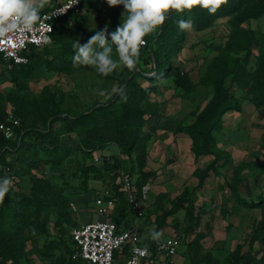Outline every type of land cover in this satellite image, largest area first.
<instances>
[{
	"label": "rangeland",
	"instance_id": "obj_1",
	"mask_svg": "<svg viewBox=\"0 0 264 264\" xmlns=\"http://www.w3.org/2000/svg\"><path fill=\"white\" fill-rule=\"evenodd\" d=\"M245 4L248 8L246 14L242 16L244 19L241 28L238 29L240 35L236 38L235 48L228 49L227 43L234 32L233 20L238 16L236 10L225 16L216 17L212 24L203 30L191 32L181 30L183 37L174 44L164 43L163 49L168 61L178 68L179 74H174V71L166 78L156 79L158 88L150 91L144 98L143 102L146 105H156H154L155 113L144 115L146 120L138 133L137 145L131 155L120 150L114 143L106 144L93 152L95 161L98 162L105 154L120 158L123 164L121 176L125 175L133 179L138 176V173L132 174L130 168L136 165V156L141 151L145 152L146 169L153 171L155 175L149 177L146 182L150 184L151 191L139 215L143 222L142 229L148 237L150 230L155 227L156 230L163 232V237L177 235L181 238L178 253L167 264H205L201 257L212 248L213 235L220 234L218 231L220 229L216 228H224L226 222L231 221V218L225 221L221 219L222 206H226L225 210H227L228 205L232 208V214L238 213L242 218L241 224L243 220L246 221L244 224L246 227L249 226L246 225L247 222H251L256 215L253 210L245 213L235 205L232 198H229L228 186L233 180L232 173L236 164L242 162L244 158V143L245 141L252 145L259 143L258 133H256L259 131L257 117L264 113V107L255 108L250 100V93L234 81L238 73L233 71V74L228 75L225 85L229 92L238 98L241 110L231 109L226 112L223 115L221 126L213 130L212 147L220 155V161L217 163L218 171L212 172L204 180L195 177L193 171L196 168H205L213 156L196 157L191 150V136L183 129L184 126L193 123L212 97L213 88L207 85L206 80L209 67L214 61L219 58L225 60L229 70L235 68L234 60L240 63L242 69L253 70L255 67L256 56L259 54L257 41L261 37L260 34L264 33V13L254 15L259 8V0H246ZM123 12V6L109 7L106 0H91L81 15L64 22L69 30L65 43H51L48 48L39 53L38 58L32 64L25 67L5 68L0 63L1 111L5 114H14L15 104H20L23 124L28 129H34L35 132H42L47 129L56 112L73 116L87 111L94 103L102 102L103 98L98 96V90L110 91L112 86L120 84L123 75L128 70L118 68L105 77L99 75L93 68L73 66L72 45L77 40L81 44L87 42L89 37L96 31L104 29L105 25L111 33L122 23ZM189 17L190 15L186 14L183 20H190ZM157 33L158 30L146 37L147 41L153 39ZM247 50L250 51V57L243 66L242 58ZM149 53L147 46L141 49L140 63L137 66L144 72V76L152 73L154 64L145 62ZM177 78L184 80L185 84L193 85V90L187 91L177 86L174 82ZM135 79L142 87L152 86L151 82L140 74L135 75ZM132 98L134 100L135 97ZM249 119L255 122L252 127L248 124ZM63 133H68L65 122L57 121L53 127V134L62 136ZM234 142H237L240 148L235 155L231 150ZM69 144L72 145L70 141ZM9 149L11 148L8 147V152L4 154L0 153V159L5 157V160L12 161L15 169L12 171L9 169L5 174L12 178V189L14 190L7 196L17 197L18 194L24 193L25 195H36L45 201L58 200L62 203L67 200L65 204L68 206L64 210L70 211L73 224H76L75 219L79 222L100 219L101 216L95 209L94 196L86 207H80V203L77 206L75 202H72L74 206L71 205V199L83 193L84 190L79 172L82 153L71 158H62L66 169L61 172L53 166L52 161L46 160L49 157L40 145H37L38 157L34 165H29L27 162L30 160L27 158L29 151L24 150L17 154V151ZM30 154L32 158L35 157L33 153ZM104 176L103 179L91 178L89 180V187L97 190L96 196L106 189L109 190L111 173H105ZM244 187L249 190L252 186L242 183L243 190ZM184 190L188 192V201H184L183 204L176 202V196L182 194ZM256 197L260 198L261 195L249 197V200L256 199ZM189 201L195 204V208L197 207L201 214L200 221L194 228L188 227ZM6 205V203L0 204L1 210L7 211L8 206ZM219 211H221L220 214ZM169 212L171 213L167 215ZM45 215V228L38 230L33 235L35 237L27 238L23 244L18 246V250H15L18 264H52V260L65 254L66 249L60 247L54 250L50 257L42 255L41 251L45 250L46 242L67 239L68 230H70V225L62 224L65 220L58 206L48 205L47 212L43 210L41 213V216ZM198 229L207 234V239L204 238L201 241L203 245L199 250L190 243ZM22 233L28 236L29 229L24 228ZM212 253L214 257L222 258L221 264H231L228 261V253L215 249ZM117 262L115 264H122L123 256L119 255Z\"/></svg>",
	"mask_w": 264,
	"mask_h": 264
},
{
	"label": "trees",
	"instance_id": "obj_2",
	"mask_svg": "<svg viewBox=\"0 0 264 264\" xmlns=\"http://www.w3.org/2000/svg\"><path fill=\"white\" fill-rule=\"evenodd\" d=\"M91 0H86L83 3V9L90 3ZM260 5L257 12L254 15H259L264 13V0H259ZM246 0H229L226 6H223L217 11L215 15H209L206 11H202L199 8L194 9L191 12H184L183 14L172 13L162 28L158 29V33L153 39L147 44L149 54L145 59L147 64L154 63L155 67L152 68V73L154 75L146 74L141 70L135 72L126 71L121 79L118 86H124L127 90L128 101L123 103L119 100L118 96H113L109 101L94 103V105L85 112L69 115L61 114L62 112H56L54 117L49 122V126L45 131L35 132L32 128H27L22 120V110L20 104L16 103V108L14 112V117L19 120V125L15 128L14 138L7 139L0 132V153L4 154L9 150L17 151L19 154L21 151H29L27 160L29 165H34L37 159V145L42 146L46 155L53 162V166L56 167L58 171L64 172L66 167L63 164L62 158H71L78 153H82L80 162V176L82 178V184L84 185L83 193L75 196L71 199V203H84L86 206L89 201L92 200V196L96 194L97 191L89 187V180L91 178H101L103 179L105 173H111V182L109 190L112 192L116 198V204L108 216L100 217L101 220L112 219L118 227L127 219L129 213H131L129 203L124 190L121 188V167L122 161L116 158L114 155L105 154L103 155L99 162L95 161V156L93 152L97 148H102L104 145L109 143H114L118 148L126 153L130 154L136 148V141H138V133L140 132L146 118L144 115L147 113L154 114L155 106L153 104L146 105L144 98L153 89L158 88V84L155 82L156 79L161 77H168L171 74L178 73L177 67L172 66L171 61H168L166 52L163 49L165 42L174 44L178 40H181L183 33L178 27L177 21L184 18L186 14H189V19L195 26V30H203L209 27L216 17L225 16L231 11L237 12V15L233 20L234 32L232 37L227 43V48L232 49L236 47V38L240 35L238 29L241 27L242 16L246 14ZM44 10V9H43ZM249 11V9H248ZM83 12V11H82ZM80 14H68L63 19L57 21L54 24V31L52 33V43H65L69 30L64 24L65 21L75 18ZM242 33V32H241ZM261 37L257 41L259 47V54L256 56L255 67L253 70H246L245 68H240V63L234 60L233 69L229 70L228 65L225 60L220 58L214 61L208 72V77L206 80L207 85L213 88L212 97L202 109V111L196 116L193 123L184 126L185 132H187L192 139L191 150L194 155H212L213 159L207 164L205 168H196L193 171V175L198 179L207 178L212 172L218 171V161H220V155L216 153V149L212 147L214 141V136L212 134L216 127H220L223 121V115L231 109L237 111L241 110V106L238 98L229 92L225 85V79L228 75H235L234 81L246 92L250 93V100L255 106V108L264 107V33L260 34ZM153 42V43H152ZM152 43V44H151ZM49 46V45H48ZM45 46L43 48H32L29 53V61L24 65H15L13 67H25L38 58L39 53L48 48ZM71 54V53H70ZM250 51L247 50L245 56L242 58L243 66L249 61ZM1 63V57H0ZM234 71V72H233ZM141 75L151 82L152 86L142 87L137 80L135 75ZM180 75H178L179 77ZM14 78L16 75L14 74ZM184 81V80H183ZM179 78L175 79V84L180 88H185L187 91L193 90L194 86L191 84H185ZM132 97H135L134 100ZM8 114L1 111L0 108V122L5 120ZM57 121H64L65 128L68 133H63L61 135L53 134V127ZM74 134V135H73ZM35 135V136H34ZM46 140V141H45ZM69 141L72 145L69 144ZM48 142V143H47ZM35 155L32 158V154ZM25 155V154H22ZM17 158H20L17 156ZM2 157L0 162L9 167V169L15 170L12 161L5 160ZM22 159V158H21ZM136 165H132L130 172L132 174L138 173L134 180L135 186L139 190L143 184H145L149 177L155 175L151 170H147V161L145 159V152L141 151L136 156ZM248 167L243 163L239 162L236 164L232 177L233 180L229 183V197H232L234 201L245 208H260L261 209V219L260 228H264V195L256 199L249 200V197L240 190V185L244 181L243 174ZM14 173V171H13ZM3 175V172H2ZM95 176V177H91ZM43 182L42 179H39ZM14 190L11 189L10 192ZM9 192V193H10ZM187 190H184L182 194L176 196L175 201L184 203L188 201ZM259 196V195H258ZM67 200L62 203L58 200L45 201L36 195H25L20 193L17 197H5L4 203L8 206V210H1L0 207V264H18V258L16 256L15 250H18V246L23 244L25 240L29 237H35L32 234V229H35L37 233L41 228H45L46 225V215L41 216L43 210L47 212V206L53 205L58 206L60 213L62 214L66 225H70V230L68 238H64L60 241L49 240L44 245L45 250L41 251L43 256L50 257L54 250L64 247L66 250L64 255L56 257L52 264H89L86 260L77 258H72V253L75 250L74 242L72 240L70 231L75 227L79 220H76V224L70 216V211L64 210L68 205L65 204ZM180 205V204H179ZM126 207V208H124ZM224 210V209H223ZM200 210L195 208V204L189 201V223L188 227L194 228L200 221ZM169 212L167 215H169ZM187 213V214H188ZM85 222V221H84ZM72 225V226H71ZM24 228L29 229V235L25 236L22 232ZM68 228V229H69ZM63 231L64 228H61ZM67 231V230H66ZM207 237L204 231L197 230L194 233V237L190 241L194 247L199 250L202 247V240ZM254 238V237H253ZM61 244V245H60ZM63 244V245H62ZM144 244V243H142ZM155 242L147 244L149 247H153ZM242 244L238 243L234 250L228 253V261L231 264H251V261H246L245 254L242 253ZM214 248H210L203 256L201 260L205 264H221L222 258L214 257ZM127 247L116 250L114 253L115 261L117 262V257L119 255L124 257L127 255ZM225 258V257H224ZM115 262V263H116ZM167 264V260L161 261ZM118 263V262H117Z\"/></svg>",
	"mask_w": 264,
	"mask_h": 264
},
{
	"label": "clouds",
	"instance_id": "obj_3",
	"mask_svg": "<svg viewBox=\"0 0 264 264\" xmlns=\"http://www.w3.org/2000/svg\"><path fill=\"white\" fill-rule=\"evenodd\" d=\"M228 2L229 0H106L109 7L123 6L122 23L111 33L105 25L104 29L96 31L83 44L75 41L72 45L73 66L93 68L105 77L118 68L135 72L140 63L141 49L148 44L146 37L162 28L172 13L183 14L199 8L209 15H215ZM48 3L49 0H0V43L9 39L10 35L31 32L40 21L41 11ZM63 13L64 10L60 9L54 15ZM177 24L182 31L195 30L191 20L181 19ZM97 94L103 98L102 102L111 100L113 96H118L123 103L128 101L124 86L114 85L110 91L99 89ZM3 128L4 126L0 125V130ZM12 135L11 129L5 131L7 139H11ZM12 187V178L7 175L0 178V204L4 203ZM31 231L33 235L36 234L35 229ZM162 237V231L156 230L155 227L150 230L149 238L152 241L160 243ZM132 252L133 259L129 264H139L138 257L150 255L146 246H133Z\"/></svg>",
	"mask_w": 264,
	"mask_h": 264
},
{
	"label": "built area",
	"instance_id": "obj_4",
	"mask_svg": "<svg viewBox=\"0 0 264 264\" xmlns=\"http://www.w3.org/2000/svg\"><path fill=\"white\" fill-rule=\"evenodd\" d=\"M86 0H61L50 4L41 11V19L34 26L31 32L10 35L5 42L0 43L1 63L5 68H12L15 65H24L29 61L30 50L43 48L52 43L54 24L68 14H80L83 11V3ZM63 9V14L54 15L57 10ZM50 40V42H49ZM4 128L0 132L5 137V131L11 129L15 136V128L19 120L9 113L5 120L0 122ZM9 167L0 162V178L4 177ZM3 172V175H2ZM124 190L133 221L121 228L112 219L96 220L78 223L70 231L74 242L75 250L72 253L73 259H83L89 264H115L114 253L116 250L127 247L128 253L124 257V264H129L133 259L132 248L147 247L150 255L138 257L139 264H157L161 261H170L178 252L181 245V238L177 235L162 237L161 242H155L153 247L141 243V232L139 215L142 212L143 204L148 200L151 186L145 183L138 190L134 180L129 176H122L119 180ZM116 196L106 189L94 199L95 209L99 216H108L116 204ZM74 206L73 203H71Z\"/></svg>",
	"mask_w": 264,
	"mask_h": 264
},
{
	"label": "crops",
	"instance_id": "obj_5",
	"mask_svg": "<svg viewBox=\"0 0 264 264\" xmlns=\"http://www.w3.org/2000/svg\"><path fill=\"white\" fill-rule=\"evenodd\" d=\"M61 0H49V3L45 6L44 9L48 8L50 4H53L55 2H58ZM253 118V117H252ZM254 119V118H253ZM259 131L258 133L259 137V143L253 144L255 147H253L252 143H248L245 141L243 146L244 151V158L242 159V162L248 167L245 170V173L243 174L244 181L243 184L245 185H251L253 189L249 190L244 187V190L241 188L240 190L246 194L247 196H258V195H264V113L260 114L259 117ZM255 123V122H254ZM252 119H249L248 124L252 127L254 124ZM250 127V128H251ZM246 137V133L244 134V139ZM237 142H234L232 144L233 149L231 148L233 155L236 154V151H239L240 148L236 144ZM247 150V152H246ZM230 151V149H229ZM240 159V158H239ZM242 184V183H241ZM95 189V188H94ZM247 189V190H246ZM94 191H97L96 189ZM97 194V192H96ZM96 194L94 197H96ZM99 194V193H98ZM93 197V198H94ZM92 198V200H93ZM232 198V197H229ZM234 201V199L232 198ZM230 203V201H229ZM232 203V201H231ZM235 205L239 207V209H242L245 211L253 210L255 211L256 215L252 219L251 222L246 223L245 220L242 222V218L236 214L235 212L232 214V208H229L227 205V210H225V207H223L222 214H220L221 211H219L220 217L223 221L229 220L231 218V221L229 220L226 222V227L222 228H216L220 229V234L217 235L216 233L213 235V241L211 243V247L215 250H218L219 252H231L234 250L235 246L240 243L242 244V253L245 254V260L251 261V264H264V228H260V219H261V209L260 208H245L241 206L240 204L236 203L234 201ZM79 202L76 203L78 206ZM80 207H86L84 203H80ZM232 207V204H231ZM238 209V210H239ZM236 210V209H235ZM240 212V211H238ZM85 218V217H84ZM134 219L133 214L129 213V216L127 219L121 224V228L127 226L130 224ZM81 223V222H79ZM140 232H141V243L144 244H150L152 240L145 235V230L142 229V224L140 218ZM221 224V223H220ZM223 225V224H222ZM216 226V224H215ZM214 226V227H215ZM230 226V227H229ZM212 227V226H211ZM214 227L212 228L214 230ZM217 227V226H216ZM142 229V230H141ZM211 229V230H212ZM149 231V229H147ZM170 236V235H168ZM167 237V236H165ZM254 237V238H253ZM207 239V237H205ZM181 246V245H180ZM213 249V250H214ZM179 251V249H178ZM178 253V252H177ZM176 256V255H175ZM174 256V257H175ZM157 264H165L162 262H159Z\"/></svg>",
	"mask_w": 264,
	"mask_h": 264
}]
</instances>
